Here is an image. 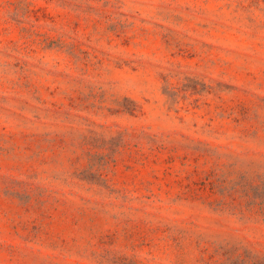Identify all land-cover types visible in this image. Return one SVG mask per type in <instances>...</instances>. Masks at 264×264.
<instances>
[{"label": "rangeland", "instance_id": "rangeland-1", "mask_svg": "<svg viewBox=\"0 0 264 264\" xmlns=\"http://www.w3.org/2000/svg\"><path fill=\"white\" fill-rule=\"evenodd\" d=\"M0 264H264V0H0Z\"/></svg>", "mask_w": 264, "mask_h": 264}]
</instances>
